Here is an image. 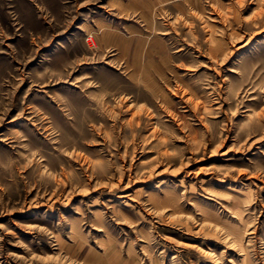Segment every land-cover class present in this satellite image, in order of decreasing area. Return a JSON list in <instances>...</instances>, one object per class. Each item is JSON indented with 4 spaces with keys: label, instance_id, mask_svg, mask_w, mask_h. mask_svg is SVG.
Returning <instances> with one entry per match:
<instances>
[{
    "label": "rangeland",
    "instance_id": "374dc122",
    "mask_svg": "<svg viewBox=\"0 0 264 264\" xmlns=\"http://www.w3.org/2000/svg\"><path fill=\"white\" fill-rule=\"evenodd\" d=\"M0 264H264V0H0Z\"/></svg>",
    "mask_w": 264,
    "mask_h": 264
}]
</instances>
